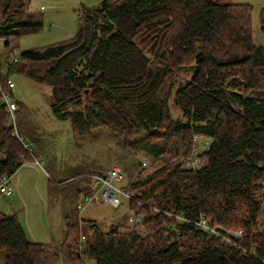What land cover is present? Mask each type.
Listing matches in <instances>:
<instances>
[{
  "label": "trees",
  "instance_id": "1",
  "mask_svg": "<svg viewBox=\"0 0 264 264\" xmlns=\"http://www.w3.org/2000/svg\"><path fill=\"white\" fill-rule=\"evenodd\" d=\"M0 6V40L40 25L19 21L26 0ZM252 15L250 4L212 0H103L82 10L73 39L23 52L6 76L0 72L1 90L17 104L14 127L0 102V177L32 158L7 84L14 74L52 88V113L71 123L75 137L102 125L119 132L127 149L160 161L146 182L127 186L143 203L130 208L144 217L147 236L80 220L77 204L91 195L88 175L65 208L59 246L31 242L17 214L0 215L2 264H264V232H256L264 212V191L256 198L264 181V49L255 45ZM259 24L264 33V6ZM5 48L18 49L10 41ZM185 68L192 78L173 97L186 119L180 122L170 118L169 102ZM236 79L242 91L230 88ZM196 136L209 140L199 168L191 165ZM203 219L243 237L211 236L197 227Z\"/></svg>",
  "mask_w": 264,
  "mask_h": 264
},
{
  "label": "rangeland",
  "instance_id": "2",
  "mask_svg": "<svg viewBox=\"0 0 264 264\" xmlns=\"http://www.w3.org/2000/svg\"><path fill=\"white\" fill-rule=\"evenodd\" d=\"M103 0H26V10L19 16V21L40 24L35 29L20 32L16 40L9 37L13 48L11 50L0 46V54L4 58L18 51V58L23 52L40 49L49 45L62 43L73 39L79 31L81 13L84 8H95ZM217 3H239L253 6L254 42L264 49V33L259 25V17L264 6V0H212ZM2 7L0 6V23ZM18 31V30H16ZM257 46V47H258ZM6 54V55H5ZM154 70L162 69V65L154 63ZM192 68H185L175 77L174 89L169 102L170 118L174 121L186 122L180 110L173 102L177 89L191 80ZM15 87L12 90L14 99L19 103L16 113L17 129L22 141L28 147L34 165L28 172L33 178L29 190L22 195L27 198L29 206L41 210V204L46 201L53 206L57 201L61 207L68 209L75 196V190L87 183L86 176L92 173H104L116 166L132 174L129 182H146L157 170L160 161L154 159L151 152L144 150L134 153L127 149L123 136L105 126L94 128L90 135L75 137L69 121H61L52 113V88L35 83L22 75L11 76ZM233 90L242 91L239 79L230 85ZM11 124V118L9 120ZM196 142L194 141V145ZM184 158L182 157V162ZM147 165H143V163ZM186 164V163H185ZM188 165V164H187ZM51 175L48 180L46 172ZM40 174V175H38ZM36 176H39L35 188ZM128 178V177H127ZM261 182V181H260ZM257 183L262 189L256 191V198H261L264 191V181ZM83 197V196H82ZM21 198L15 196H0V215H12L18 210L24 212ZM35 210V209H34ZM133 210L125 200L122 205L115 208L107 202L96 197L92 203L87 204L79 214L82 218L96 221L103 231H109L112 226L128 223ZM257 233L264 232V212L259 217ZM63 233V232H62ZM61 241V240H60ZM56 245H59L56 238ZM5 256L1 255L0 264L4 263Z\"/></svg>",
  "mask_w": 264,
  "mask_h": 264
},
{
  "label": "built area",
  "instance_id": "3",
  "mask_svg": "<svg viewBox=\"0 0 264 264\" xmlns=\"http://www.w3.org/2000/svg\"><path fill=\"white\" fill-rule=\"evenodd\" d=\"M9 40L7 38H3L0 40V46L1 48L7 44ZM18 51L15 52V54H12L11 57L6 58L3 60L2 69L0 70L1 74L6 76L8 74L9 67L12 63H16L18 61ZM7 84L11 89L15 87L14 82L11 79L7 80ZM2 89V83H0V92H1V101L7 105L11 123L14 124L15 127V111L17 110V104L11 100V98L1 90ZM17 133V131H15ZM195 141L197 142L198 146L195 148L193 158H191V165L193 168H199L202 164V161L199 158V155L208 150L209 148V140L203 139L202 137L196 136ZM143 165H147V163H143ZM11 179L12 176L5 172L0 177V196H9L12 193V187H11ZM90 179V190L91 195L83 197L77 204V208L80 212L84 209V207L92 203L96 197H99L101 200L107 202L108 204L112 205L115 208H119L122 205V200H125L130 207L131 204H135L139 207H144L143 203L137 199L135 193L128 189V185H132V182H129L127 180L125 171L120 167H112L109 170H107L104 173H94L89 175ZM152 215H157L160 213L159 210H156L154 208H151ZM170 217H173L172 215H169ZM175 218L178 220H185V218L180 216H175ZM188 222V221H187ZM197 227L203 228L206 231H208L211 236L214 237H221V236H227L230 241L234 240H240L243 237V231H233L228 230L222 226H215L212 227L209 224V221L203 219L198 224ZM137 231V233L145 237L149 234V231L144 225V217L140 214L134 213L133 216H130L128 219V223L126 226L121 227L119 229V232L122 234H130L131 232ZM85 236H82L79 240L78 249L83 252L85 248Z\"/></svg>",
  "mask_w": 264,
  "mask_h": 264
},
{
  "label": "crops",
  "instance_id": "4",
  "mask_svg": "<svg viewBox=\"0 0 264 264\" xmlns=\"http://www.w3.org/2000/svg\"><path fill=\"white\" fill-rule=\"evenodd\" d=\"M33 165V159L23 161L21 167L12 176V193L8 197H16L17 194L21 198L20 200L23 203L24 212L18 210L15 214L18 215L20 223L23 225L27 237L31 242L59 246L63 242L65 236L66 224L63 218L65 207H61L57 201H54L55 203H53V206L50 207L51 203L49 201L46 203L45 201L41 204L40 210L36 207L34 208L33 205L29 206L27 198H24L22 195L23 189L29 190L31 187L33 178H31V174L28 172V170H32ZM44 171L46 172V170ZM46 175L48 180L51 181V175H49L47 172ZM36 177L37 179L35 181V188L39 179V176ZM56 238L58 239L59 245H56L55 243Z\"/></svg>",
  "mask_w": 264,
  "mask_h": 264
}]
</instances>
